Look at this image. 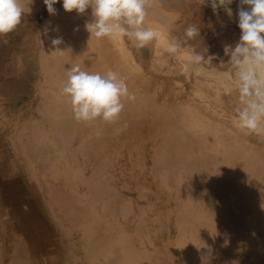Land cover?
I'll return each mask as SVG.
<instances>
[{
  "label": "bare ground",
  "instance_id": "bare-ground-1",
  "mask_svg": "<svg viewBox=\"0 0 264 264\" xmlns=\"http://www.w3.org/2000/svg\"><path fill=\"white\" fill-rule=\"evenodd\" d=\"M42 2L33 0L28 7ZM201 2L151 0L147 23L160 36L148 45L151 58L145 63L142 51L126 38L90 37L85 23L92 19L91 8L84 14L56 13L43 21L38 102L29 104L27 117L17 112L10 119L0 112V129L12 125L11 144L67 238L81 229V243L68 240L70 264H163L155 260L158 248L151 252L146 241L153 243V226L164 214L174 217L167 239L176 240L178 258H169L170 264H218L223 251L226 257L242 255L245 264H264V137L245 135L238 128L234 71L223 65L226 48L239 41L240 29L232 39L204 33L214 30L213 14L221 17L218 26L224 24L227 8L238 22L239 0L215 12L204 3L202 12L191 15ZM200 18L209 21L208 28H199V37L185 43L181 54L168 55L164 49L169 39L183 41L184 29ZM56 37L63 40L62 52L52 44ZM194 51L204 53L201 65L190 63ZM77 64L90 72L113 70L126 78L137 98L125 102L119 120L73 119L61 89L68 68ZM29 72L23 71L24 80L33 77ZM13 73L22 75L20 70ZM124 122L126 130L116 135ZM142 144L154 149L157 191L144 184L131 188L126 167L117 164L124 148L133 157ZM127 187H139L136 200L125 192ZM136 204L141 206L138 212ZM161 204L167 210L147 212ZM137 238L142 247L135 244ZM81 245L83 254H75ZM28 256H33L29 247L19 243L15 262L27 264L32 260Z\"/></svg>",
  "mask_w": 264,
  "mask_h": 264
},
{
  "label": "rangeland",
  "instance_id": "rangeland-1",
  "mask_svg": "<svg viewBox=\"0 0 264 264\" xmlns=\"http://www.w3.org/2000/svg\"><path fill=\"white\" fill-rule=\"evenodd\" d=\"M203 4L196 6L191 11V15L198 9H201L198 13L202 12L204 9ZM54 7L57 10L56 13H66L62 7V0H58ZM29 8V12L25 8L22 21L14 31L0 36V112L5 117H10V119H15L17 112L27 117L29 104L37 103L39 98L36 85L40 79L38 72L40 71L39 57L41 53L39 30L43 21L52 15L48 13L43 2ZM210 18L212 19H210V24H212L214 30L211 32L205 31L204 33L216 34V36L223 35V39H232L235 33L239 32L236 18L233 15H225V22L220 26H218V20L221 17L213 14ZM208 23L209 21L200 18L199 23L195 24L205 30L208 28ZM140 50L143 53L142 58L145 63L151 58L150 49L146 46ZM148 65L145 64V67ZM16 69L20 70L22 75L17 76L16 73L14 74L13 72L17 71ZM23 71H30V77L31 71H33V77L24 80L26 75H23ZM11 128L12 125L8 124L7 127L0 129V262L3 264H17L14 260L17 245L23 242L29 247L33 255L28 256L32 260L27 261V264H70L73 255L68 240L74 239L73 241L76 244L81 243L82 231L81 229H74L73 235L75 236L67 238L64 229L56 222L54 215L51 214L49 207L45 204L43 194H41L40 188L30 176L26 163L18 155L15 147L12 146L8 137V131ZM141 147L143 149L139 155L137 151V153H133V157H130L128 150L124 148L117 164L123 163L121 166L126 167L125 177L131 183V188L144 184L148 189L151 190L152 188L157 191L158 188L155 185L159 182V179L154 184L156 169L153 161L155 154L153 146L142 144ZM138 188L129 191L130 188L127 187L124 190L126 193H131L136 200L138 198ZM147 192L149 193V191ZM143 201L144 199H141L140 202ZM155 206L148 209L147 212L155 215V209L165 207V210H167L166 204ZM140 208L141 206L136 204L135 209L137 212ZM135 215L130 213V218L135 217ZM169 218L170 216L164 214V217L158 221L155 227L153 226L151 232L153 243L146 241L151 252L158 248V252L155 254L156 263L161 260L163 264L167 261L170 264L172 260L169 258L175 260L178 258L175 251L177 248H174L177 246L176 240L168 242L167 239V229L170 225H173L171 220H174V217L168 220ZM161 223H163V227L160 226ZM175 234L176 229L173 226L171 235L174 236ZM139 238L135 240V244L142 247ZM83 249L85 248L81 245L78 249L75 247L74 252L76 254L77 251H80L79 254L82 255ZM220 255L222 256L218 257V264H245L242 255L236 254L235 257L231 255L226 257L224 251ZM103 261H105L104 258Z\"/></svg>",
  "mask_w": 264,
  "mask_h": 264
},
{
  "label": "clouds",
  "instance_id": "clouds-1",
  "mask_svg": "<svg viewBox=\"0 0 264 264\" xmlns=\"http://www.w3.org/2000/svg\"><path fill=\"white\" fill-rule=\"evenodd\" d=\"M58 0H43L50 15L57 10ZM234 0H202L209 3L215 12L219 7L231 5ZM33 0H0V36L14 31L22 21L25 8ZM247 6V7H245ZM65 12L84 14L91 8L92 19L86 21L85 28L90 37L102 39L126 38L138 49H143L159 39V31L147 23L151 0H62ZM229 15L231 9L227 8ZM237 27L239 41L226 48L228 60L225 66L234 71L235 89L239 106L235 108V121L245 135L264 137V0H239ZM198 25L189 24L184 29L183 41L172 37L164 51L170 56L181 54L183 45L199 37ZM61 37L52 39L56 51ZM205 61L203 52L194 51L190 56L192 65ZM61 94L70 106L73 119L77 123L101 120L113 123L119 120L125 102H134L136 94L130 91L125 77L113 70L104 73L90 72L74 65L68 68ZM124 122L115 129L120 135L127 128ZM100 135V132L96 133Z\"/></svg>",
  "mask_w": 264,
  "mask_h": 264
}]
</instances>
